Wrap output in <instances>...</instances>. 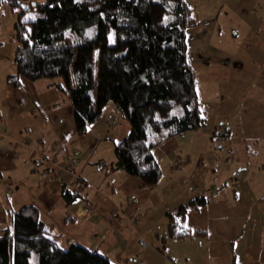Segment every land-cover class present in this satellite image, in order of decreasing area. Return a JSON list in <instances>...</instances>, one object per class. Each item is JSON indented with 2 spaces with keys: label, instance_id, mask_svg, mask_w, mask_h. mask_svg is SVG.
Listing matches in <instances>:
<instances>
[{
  "label": "crops",
  "instance_id": "obj_1",
  "mask_svg": "<svg viewBox=\"0 0 264 264\" xmlns=\"http://www.w3.org/2000/svg\"><path fill=\"white\" fill-rule=\"evenodd\" d=\"M186 1L196 21L186 28L196 88L208 84L204 93H224L211 84L243 75L247 59L264 60L263 0ZM8 11L0 7V233L9 228L11 210L31 203L57 242L80 243L116 264H264V157L257 147L264 121L256 115L264 103L243 98L230 119L207 118L202 109V127L150 149L160 179L140 187L111 169L114 142L130 129L112 103L76 135L71 104L56 81L6 82L14 71L5 64L14 46L12 25L2 19ZM225 27L228 46L221 43ZM199 197L206 202L190 204ZM82 204L92 211L84 214ZM180 206L193 235L162 243L166 214Z\"/></svg>",
  "mask_w": 264,
  "mask_h": 264
},
{
  "label": "trees",
  "instance_id": "obj_2",
  "mask_svg": "<svg viewBox=\"0 0 264 264\" xmlns=\"http://www.w3.org/2000/svg\"><path fill=\"white\" fill-rule=\"evenodd\" d=\"M1 6L15 12L14 71L6 82L18 87L22 78L60 77L56 83L71 104L76 135H83L110 101L130 124L128 134L114 142L111 169L135 177L140 187L155 184L161 170L150 149L206 120L186 54V28L196 23L187 1L0 0ZM27 12L34 18H23ZM68 32L71 42L65 41ZM109 32L114 43L108 42ZM205 202L199 197L190 204ZM185 209L167 212L162 243L193 235ZM8 217L9 228L0 233V264H116L80 243L60 245L34 204H22Z\"/></svg>",
  "mask_w": 264,
  "mask_h": 264
},
{
  "label": "rangeland",
  "instance_id": "obj_3",
  "mask_svg": "<svg viewBox=\"0 0 264 264\" xmlns=\"http://www.w3.org/2000/svg\"><path fill=\"white\" fill-rule=\"evenodd\" d=\"M38 1H43V0H38ZM209 1L212 0H201V3H204V5H209ZM188 3V2H187ZM207 3V4H206ZM261 3V8H258V11H261V17L264 16V0ZM189 5V4H188ZM200 4H197V6ZM199 7V6H198ZM191 8V7H190ZM222 12L224 10H221ZM10 13H6V15L2 18L4 21V26H8L9 24L12 25L11 23L15 19V12L14 11H8ZM221 12L220 19L224 16V13ZM31 16L33 17V12H27L26 14L23 15V18ZM261 23H263V20L260 19ZM224 26V24H223ZM230 29V28H229ZM223 35L221 43L223 45H229V30L228 28H224L223 30ZM65 41L66 42H71L72 41V33L68 32L65 36ZM231 42V41H230ZM256 59H247L246 60V70L243 75L240 76H232V78L229 80L228 83L218 85V84H211L213 87H219V88H225L224 93H215L213 95H208L207 93H204L205 90L208 88L207 85H202L197 86V101L199 104L200 109L204 110L205 116L207 118H214L218 116H224L228 119L233 117L234 115V109L236 105L245 98V100H251L255 101L256 100L259 103H264V75L263 79L258 78V74L261 71H264V67L262 65L264 64V60H259L255 62ZM7 66H10V68L14 69V66L12 62L7 61L5 63ZM72 74V72H71ZM43 80H61L60 77H54V78H44ZM224 95V96H223ZM254 96H257V99L254 98ZM224 97V98H222ZM108 104H111L109 101ZM260 105V104H259ZM264 107V106H263ZM256 115L259 117L263 118L264 121V108L257 109ZM204 116V117H205ZM264 124V123H263ZM259 151V155L264 157V141H261L260 144L257 146ZM259 159V158H258ZM262 161L264 162V158H262ZM263 175V181H264V171L262 172ZM83 211V210H82ZM84 214H89V213H84ZM61 239V238H60ZM59 244L62 245L63 247H66L67 245L61 244V240H59Z\"/></svg>",
  "mask_w": 264,
  "mask_h": 264
},
{
  "label": "built area",
  "instance_id": "obj_4",
  "mask_svg": "<svg viewBox=\"0 0 264 264\" xmlns=\"http://www.w3.org/2000/svg\"><path fill=\"white\" fill-rule=\"evenodd\" d=\"M104 162H99L98 165H103ZM81 210H83V213H90L92 210H91V207L87 204H82L81 205Z\"/></svg>",
  "mask_w": 264,
  "mask_h": 264
},
{
  "label": "snow or ice",
  "instance_id": "obj_5",
  "mask_svg": "<svg viewBox=\"0 0 264 264\" xmlns=\"http://www.w3.org/2000/svg\"><path fill=\"white\" fill-rule=\"evenodd\" d=\"M101 15H103V14H101ZM29 17H25V19H28ZM34 18V17H33ZM165 19H167V17H165ZM90 33H91V30H89V35H90ZM108 42L109 43H114V35H113V33L112 32H109L108 33Z\"/></svg>",
  "mask_w": 264,
  "mask_h": 264
}]
</instances>
